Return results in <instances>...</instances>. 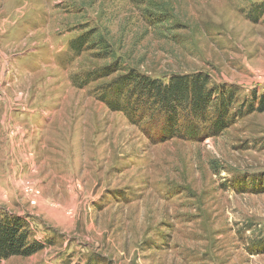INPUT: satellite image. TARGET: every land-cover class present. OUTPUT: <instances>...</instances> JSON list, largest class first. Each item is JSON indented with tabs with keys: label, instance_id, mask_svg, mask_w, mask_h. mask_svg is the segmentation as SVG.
<instances>
[{
	"label": "rangeland",
	"instance_id": "rangeland-1",
	"mask_svg": "<svg viewBox=\"0 0 264 264\" xmlns=\"http://www.w3.org/2000/svg\"><path fill=\"white\" fill-rule=\"evenodd\" d=\"M262 5L0 0V211L43 246L0 264H264V112L153 144L99 100L109 81L78 80L112 59L70 48L96 32L125 67L202 72L247 105L264 93Z\"/></svg>",
	"mask_w": 264,
	"mask_h": 264
},
{
	"label": "trees",
	"instance_id": "trees-1",
	"mask_svg": "<svg viewBox=\"0 0 264 264\" xmlns=\"http://www.w3.org/2000/svg\"><path fill=\"white\" fill-rule=\"evenodd\" d=\"M92 37L94 41L89 44ZM86 45V51L112 61L78 80L83 86L109 81L102 88L99 100L138 126L153 144L173 139L197 142L215 137L246 114L264 112V93L258 97L253 94V103L239 105L235 87L215 85L205 73L150 77L125 67L109 42L96 32L77 37L70 48L78 52ZM42 249V244L32 240L22 217L0 211V263L14 257L28 258Z\"/></svg>",
	"mask_w": 264,
	"mask_h": 264
}]
</instances>
